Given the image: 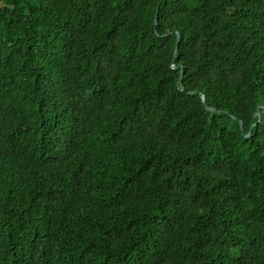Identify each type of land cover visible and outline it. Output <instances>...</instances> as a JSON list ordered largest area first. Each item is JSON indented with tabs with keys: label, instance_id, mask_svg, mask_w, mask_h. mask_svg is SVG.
I'll use <instances>...</instances> for the list:
<instances>
[{
	"label": "trees",
	"instance_id": "16d2710c",
	"mask_svg": "<svg viewBox=\"0 0 264 264\" xmlns=\"http://www.w3.org/2000/svg\"><path fill=\"white\" fill-rule=\"evenodd\" d=\"M0 264H264V0H0Z\"/></svg>",
	"mask_w": 264,
	"mask_h": 264
},
{
	"label": "water",
	"instance_id": "95a60500",
	"mask_svg": "<svg viewBox=\"0 0 264 264\" xmlns=\"http://www.w3.org/2000/svg\"><path fill=\"white\" fill-rule=\"evenodd\" d=\"M172 68H175V66H172ZM201 100H202V103H204V97ZM258 110H259V107L257 108V115L259 114ZM239 125H240V130H242V124L239 123Z\"/></svg>",
	"mask_w": 264,
	"mask_h": 264
}]
</instances>
